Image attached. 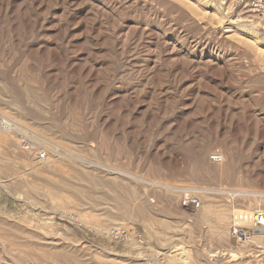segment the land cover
Instances as JSON below:
<instances>
[{
    "label": "rangeland",
    "instance_id": "1",
    "mask_svg": "<svg viewBox=\"0 0 264 264\" xmlns=\"http://www.w3.org/2000/svg\"><path fill=\"white\" fill-rule=\"evenodd\" d=\"M0 112L32 147L0 133V264H264L231 234L264 210V23L231 0H0Z\"/></svg>",
    "mask_w": 264,
    "mask_h": 264
},
{
    "label": "built area",
    "instance_id": "2",
    "mask_svg": "<svg viewBox=\"0 0 264 264\" xmlns=\"http://www.w3.org/2000/svg\"><path fill=\"white\" fill-rule=\"evenodd\" d=\"M232 6L247 10L256 15L261 22L264 23V0H231ZM24 128L15 119L6 116L0 112V133H13L20 140V146L23 150L31 149V142L29 137L24 133ZM211 160L215 162L221 161V156L218 154L211 155ZM35 160L42 162L46 160V153L39 151L35 153ZM180 207L185 212L195 214L200 209V201L194 196L185 195L180 200ZM246 219V223L252 231L264 230V210H257L251 214V216H239L232 226L231 234L238 241H244L248 238V232L245 228L241 227L239 222H243ZM245 223V222H244ZM113 231L112 233H114Z\"/></svg>",
    "mask_w": 264,
    "mask_h": 264
},
{
    "label": "bare ground",
    "instance_id": "3",
    "mask_svg": "<svg viewBox=\"0 0 264 264\" xmlns=\"http://www.w3.org/2000/svg\"><path fill=\"white\" fill-rule=\"evenodd\" d=\"M128 1V0H127ZM61 3V2H60ZM63 6V5H62ZM144 10V9H143ZM112 17V16H111ZM110 18V17H109ZM238 19H239V16L237 17ZM146 23V22H145ZM235 23H237V22H235ZM158 27V26H157ZM139 33V32H138ZM153 37V36H152ZM163 37V36H162ZM137 41V40H136ZM152 43V42H151ZM171 48V47H170ZM170 50V49H169ZM172 50V49H171ZM138 55V54H137ZM183 58V57H182ZM148 61V60H147ZM152 61V60H151ZM149 62V61H148ZM196 65V64H195ZM197 66V65H196ZM224 71V70H223ZM135 75V74H134ZM137 75V74H136ZM136 77V76H135ZM139 80V79H138ZM148 82V81H147ZM150 83V82H149ZM139 88V87H138ZM137 93V92H136ZM152 97V96H151ZM150 97V98H151ZM261 129V128H260ZM255 130V129H254ZM257 130V129H256ZM263 131V130H262ZM255 132V131H254ZM3 136V135H2ZM1 136V137H2ZM5 144H6V142H5V140H4V138H2L1 140H0V151H2V149H4V147H5ZM66 156V155H65ZM220 165L223 163V158L221 159V161L220 162H218ZM214 165V164H213ZM223 168H224V166H222ZM221 167V168H222ZM217 170V169H216ZM218 171H220L221 172V170L219 169ZM227 171V170H226ZM213 173V172H212ZM184 195V194H183ZM94 196V195H93ZM253 207V206H252ZM200 210H201V218L202 219H204L205 217H206V214H207V208H205V207H201L200 206ZM255 208H256V210H257V208H264V207H262L261 205H257V206H255ZM110 209V208H109ZM245 212V211H244ZM238 215V214H237ZM247 216V215H246ZM237 217H239V216H237ZM247 220L246 219H244L243 220V222H246ZM242 222V223H243ZM235 223V222H234ZM258 233H259V235H254V236H261L262 237V235H264V230H262V231H258ZM251 236V235H250ZM253 237V236H252ZM134 238V237H133ZM251 239V237H249V239L248 240H250ZM254 240V239H253ZM132 241H134V240H132ZM247 241V240H246ZM244 244V243H243ZM134 245L136 246V242L134 243ZM234 255V254H233ZM231 256V255H230Z\"/></svg>",
    "mask_w": 264,
    "mask_h": 264
}]
</instances>
